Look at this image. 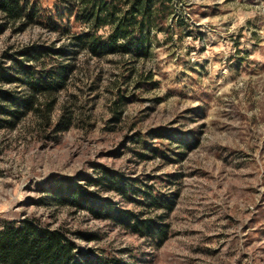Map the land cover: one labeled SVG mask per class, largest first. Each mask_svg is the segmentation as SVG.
Segmentation results:
<instances>
[{"label": "rangeland", "instance_id": "obj_1", "mask_svg": "<svg viewBox=\"0 0 264 264\" xmlns=\"http://www.w3.org/2000/svg\"><path fill=\"white\" fill-rule=\"evenodd\" d=\"M174 1L147 58L51 61L75 67L50 121L29 112L0 130V222L60 228L84 264H264V0ZM68 5L36 0L71 32L86 28L60 20ZM69 37L40 23L9 28L0 62ZM70 184L95 204L59 203ZM112 209L147 226L130 230Z\"/></svg>", "mask_w": 264, "mask_h": 264}, {"label": "trees", "instance_id": "obj_2", "mask_svg": "<svg viewBox=\"0 0 264 264\" xmlns=\"http://www.w3.org/2000/svg\"><path fill=\"white\" fill-rule=\"evenodd\" d=\"M67 3L68 7L57 13L60 20L65 15L74 16V21L86 28L71 32V26L63 24V20L44 16L36 0H0V36L9 28L21 32L34 23L70 36L68 43L56 50L28 44L6 54L11 64L0 62V130L16 127L29 112L50 121L57 94L66 86L75 67L72 61L52 63L53 59L70 61L79 53L95 58L112 54L147 58L152 52L153 37L169 27L176 11L174 0H67ZM105 29L108 31L102 33ZM64 120L62 128L68 129L70 120ZM59 203L79 208L95 204L91 193L76 184L67 186L65 194L59 196ZM168 206L171 208L172 204ZM108 216L133 231L147 226L124 211L112 209ZM160 236L163 241L166 231ZM84 262L77 244L60 228L29 218L17 223L0 222V264Z\"/></svg>", "mask_w": 264, "mask_h": 264}]
</instances>
